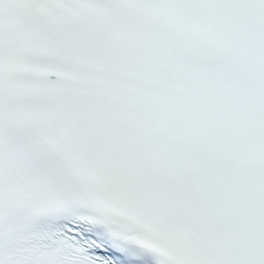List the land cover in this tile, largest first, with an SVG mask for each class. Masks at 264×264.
I'll use <instances>...</instances> for the list:
<instances>
[{
	"label": "snow or ice",
	"instance_id": "1",
	"mask_svg": "<svg viewBox=\"0 0 264 264\" xmlns=\"http://www.w3.org/2000/svg\"><path fill=\"white\" fill-rule=\"evenodd\" d=\"M0 264H264V0H0Z\"/></svg>",
	"mask_w": 264,
	"mask_h": 264
}]
</instances>
